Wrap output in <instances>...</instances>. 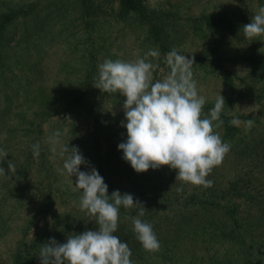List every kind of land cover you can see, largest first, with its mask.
Masks as SVG:
<instances>
[{
    "label": "rangeland",
    "instance_id": "374dc122",
    "mask_svg": "<svg viewBox=\"0 0 264 264\" xmlns=\"http://www.w3.org/2000/svg\"><path fill=\"white\" fill-rule=\"evenodd\" d=\"M136 1L141 13H125L121 0H0V22L13 17L0 32V149L7 153L0 167L8 175L12 160L17 171L0 176V264L39 255L37 236L63 244L98 230L81 211L76 177L61 174L59 153L68 144L104 178L109 196L118 190L144 204L141 219L161 247L143 248L130 219L139 210L121 206L114 235L128 244L133 264H264V36L249 39L242 30L264 0ZM202 17L213 20L200 24ZM173 49L194 59L202 118L219 94L225 100L223 125L214 130L230 151L207 177L210 188L176 180L167 166L136 173L118 150L127 140L126 97L94 87L105 60L134 62L149 50L160 53L147 57L157 65L154 82L163 80ZM234 118L253 126H234Z\"/></svg>",
    "mask_w": 264,
    "mask_h": 264
},
{
    "label": "clouds",
    "instance_id": "9594fccd",
    "mask_svg": "<svg viewBox=\"0 0 264 264\" xmlns=\"http://www.w3.org/2000/svg\"><path fill=\"white\" fill-rule=\"evenodd\" d=\"M242 30L249 39L264 36V7L259 8ZM159 55L158 50H149L145 58L134 62L107 59L98 66L94 87L103 93L126 97L125 121L121 126L127 130V140L118 145V150L136 173L167 166L177 171L176 180L210 188L213 181L207 177L230 151V145L214 130L223 125L220 114L225 100L219 94L210 118H202L205 98L198 94L192 78L194 59L171 50L166 54L171 73L154 82L157 65L147 57ZM230 123L234 126L244 123L246 128L253 126L252 119L242 122L234 118ZM32 148L33 155L39 156V144ZM59 154L63 158L61 174L76 177L74 190H82L81 211L95 219L98 230L70 234L63 244L50 239L40 247V264H133L128 244L114 235L121 206L139 210L136 216L130 217L137 239L146 251H159L161 245L152 224L141 219L146 211L141 201L134 200L129 193L121 195L118 190L109 196L104 178L86 161L78 147L62 146ZM0 157H3L0 162L7 157L3 149ZM7 164L8 175L0 167V176L12 179L17 172L16 165L12 160ZM81 166L89 170L80 171Z\"/></svg>",
    "mask_w": 264,
    "mask_h": 264
},
{
    "label": "trees",
    "instance_id": "16d2710c",
    "mask_svg": "<svg viewBox=\"0 0 264 264\" xmlns=\"http://www.w3.org/2000/svg\"><path fill=\"white\" fill-rule=\"evenodd\" d=\"M121 8L122 10H124L125 13H131V12H138V13H141V6L139 5V3L136 1V0H121ZM13 17H11L10 15L5 17V19L0 22V32L3 31L5 29V26L7 24V22H9ZM204 17L201 18V21H200V24L202 23V21H209V20H213V18H208V17ZM153 35V33H152ZM169 36L167 35V38ZM171 38V37H169ZM163 48H166V50H169L167 49L168 46H161ZM50 239L44 237L43 240L41 239V237L37 236L36 237V240H35V244L38 246V247H41L39 246L40 243H47ZM42 245V244H41ZM38 247H34L32 248L33 251H36L38 249ZM32 252H29L30 255H27V256H19L18 257V262L21 263V264H40V259H39V255H37L36 253H33L31 254ZM254 256V255H252ZM260 264V263H259Z\"/></svg>",
    "mask_w": 264,
    "mask_h": 264
}]
</instances>
